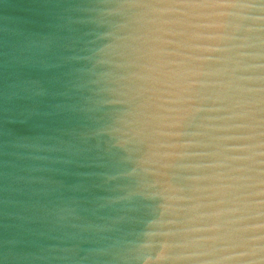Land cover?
Here are the masks:
<instances>
[{"label": "water", "instance_id": "obj_1", "mask_svg": "<svg viewBox=\"0 0 264 264\" xmlns=\"http://www.w3.org/2000/svg\"><path fill=\"white\" fill-rule=\"evenodd\" d=\"M0 264H264V0H0Z\"/></svg>", "mask_w": 264, "mask_h": 264}]
</instances>
